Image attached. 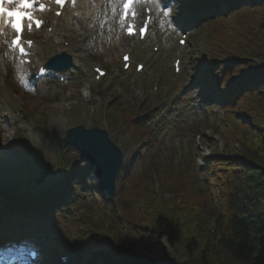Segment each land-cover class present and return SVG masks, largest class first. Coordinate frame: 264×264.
Returning a JSON list of instances; mask_svg holds the SVG:
<instances>
[{"label":"trees","instance_id":"trees-1","mask_svg":"<svg viewBox=\"0 0 264 264\" xmlns=\"http://www.w3.org/2000/svg\"><path fill=\"white\" fill-rule=\"evenodd\" d=\"M230 2L237 7L201 27L206 46L196 59L207 69L204 88L217 89L213 103L222 113L216 123L225 150L207 156L201 167L191 150L175 165L174 155L162 156L165 119L156 128L147 125L154 111L150 99L112 98L102 106L109 114L102 120L111 133L130 132L137 150L115 201L104 203L98 223L86 227L76 249L113 240L149 257L98 252L108 264H264V0ZM216 75L222 76L218 85ZM36 102L29 101V116ZM89 183L80 168L69 166L39 197L59 194L68 206L79 191L96 190ZM169 193L175 196L165 198ZM107 207L119 225L111 223ZM177 247L186 256L183 263L173 257Z\"/></svg>","mask_w":264,"mask_h":264},{"label":"rangeland","instance_id":"rangeland-1","mask_svg":"<svg viewBox=\"0 0 264 264\" xmlns=\"http://www.w3.org/2000/svg\"><path fill=\"white\" fill-rule=\"evenodd\" d=\"M189 6H191L189 4ZM180 8L175 6L172 14L176 16L180 13ZM114 11L111 9V5L103 8V10L95 15V20L84 27L83 30L76 31V40L74 43V48L72 51L75 52L76 60L80 66L82 72V78L87 77V63L91 61H99L105 67L109 69L110 72L120 69L118 52H120V34L118 27L115 22L107 24L105 22V17L111 15ZM168 16V15H167ZM166 16V17H167ZM97 17V20H96ZM183 19V17H182ZM181 20V19H180ZM184 20V19H183ZM172 25L168 24L167 36H166V47L164 53L161 55L155 56L152 65L155 68V64H161L159 71L167 73L168 78H172V69L171 64L168 59V54L170 52V43L173 42L172 34ZM5 40V39H4ZM2 41L5 51H7L6 46ZM191 40L189 41L187 59L190 63L191 68H195L192 63L191 57H195V51L191 47ZM204 39L200 38L198 41L199 45H202ZM115 49V50H113ZM53 52V51H52ZM48 53V52H47ZM165 55V56H164ZM167 60V64H164V60ZM151 66V65H150ZM8 67L9 74H6L5 70ZM262 71H264V63L261 64ZM0 70L4 75L3 84L0 85V106H2L4 113L0 115V125L2 126L3 134L0 136V178H6L11 176L14 177L13 184H10L8 188H3L1 190L0 185V204L4 203L6 193L10 191L13 187H19L16 191L21 189L20 185L28 182L29 175L26 169L30 168L31 160L37 158V161L40 162L39 165L35 164V167L32 168L31 176H38V174L44 169L46 165V160L49 159L53 163V166L57 164L58 156H60V151L56 145V142L65 136V133L68 128L74 127L78 124H84L86 126H91V120L93 119L94 123H99L100 118L106 117L107 114L102 107L104 104L114 98V91H120V88H114L111 93L105 91H97L95 85L91 84V100H88L85 95V87L79 85H67V87H59L57 92H35L37 96L42 100L41 104L38 106L39 102L33 104L34 108L31 110V116H28L26 113L27 100L34 93L30 90L24 75L18 70L14 62L9 57L7 52L6 60L2 61L0 64ZM198 73L205 72L204 69H196ZM86 71V72H85ZM197 73V72H196ZM9 75V76H8ZM109 80V79H105ZM139 81L137 79V87H139ZM28 86V87H27ZM193 92L196 95L199 94L197 88H192ZM133 93L127 90V95L129 97L139 94V89H132ZM135 95V96H136ZM94 109V114L92 110ZM198 110L195 112V116H192L187 119L185 114L184 122L186 123L185 127L193 128L198 130V124H201L203 119V113L199 110L198 107L195 108ZM93 114V115H92ZM210 114L220 115L218 108H214ZM194 115V114H193ZM187 119V120H186ZM105 125H100L103 128H106ZM208 127L204 132L205 143H201L199 137H195L193 143L194 146L202 151L204 158L195 159L197 166L201 167L204 163V159L207 156H214L216 150L223 152L226 148L225 142L222 136L218 132V126L212 120L208 121ZM131 133H125L121 141L123 143L130 142ZM175 133L171 132L168 136V141L170 142L171 138L175 137ZM189 137L187 136L185 140ZM211 141H208V140ZM178 140V138L176 139ZM190 143V142H189ZM183 144V141H182ZM235 148L240 149V144L234 145ZM135 149L134 143H129L126 151V155L130 156ZM48 158H47V157ZM69 157L71 159H78L72 151L69 152ZM180 159V156H178ZM28 167V168H27ZM160 194H163L160 192ZM165 198L169 199L175 195L169 193L164 194ZM100 199L92 198L88 196L87 201L80 202L73 209V214L62 220V223L67 226H72L78 229L79 223L85 217V214H90L93 218L99 211L100 208ZM83 208V209H82ZM80 209H82L80 211ZM117 212V211H116ZM106 213L110 214L112 219V224L115 222L118 224L116 219V214L112 213L111 209H106ZM99 218V216H96ZM81 218L79 222L77 219ZM91 218V219H92ZM90 219V220H91ZM99 221V220H98ZM97 221V223H98ZM119 225V224H118ZM123 226V225H121ZM76 229V230H77ZM153 235H156V231H152ZM134 237V236H133ZM128 239L130 237L128 236ZM127 239V240H128ZM113 240L104 242L103 245L99 247V250H109L112 248ZM129 245L132 242H129ZM96 250V249H94ZM93 250V251H94ZM118 253L132 255V249L130 247L118 248L116 249ZM90 254V253H89ZM89 254L81 256L82 262L88 258ZM173 257L176 261L183 263L185 261V254L180 247H177V251L173 253ZM55 264V263H54ZM99 264V263H97ZM170 264V262H167Z\"/></svg>","mask_w":264,"mask_h":264},{"label":"water","instance_id":"water-1","mask_svg":"<svg viewBox=\"0 0 264 264\" xmlns=\"http://www.w3.org/2000/svg\"><path fill=\"white\" fill-rule=\"evenodd\" d=\"M75 145L90 164L92 179L103 187L108 197L113 198L117 191V177L124 162L122 149L110 138L105 129L84 125L70 128L60 145ZM46 173L42 174L45 177Z\"/></svg>","mask_w":264,"mask_h":264},{"label":"snow or ice","instance_id":"snow-or-ice-1","mask_svg":"<svg viewBox=\"0 0 264 264\" xmlns=\"http://www.w3.org/2000/svg\"><path fill=\"white\" fill-rule=\"evenodd\" d=\"M53 2L63 5L65 0H53ZM72 2L75 4V0H72ZM128 2L131 3V0H128ZM37 3H39L40 11L46 10L45 5L40 3L39 0H0V16L6 15L9 18L8 22L10 26L17 33H20L23 30L25 21L28 22L27 27L29 29H31L33 22L36 27L39 28L43 22L35 18L33 15V9ZM5 4L13 6L18 5V7L6 8ZM57 14L59 15V13ZM29 43H31V41H29ZM13 44L19 47L21 54H27L25 48L21 46L19 37L13 41ZM125 59H127V57H125Z\"/></svg>","mask_w":264,"mask_h":264},{"label":"bare ground","instance_id":"bare-ground-1","mask_svg":"<svg viewBox=\"0 0 264 264\" xmlns=\"http://www.w3.org/2000/svg\"><path fill=\"white\" fill-rule=\"evenodd\" d=\"M107 6H108V4H103L101 7L103 9V8H105ZM80 8L84 10V18L91 11L90 8H88L86 5H83V4H80ZM92 11H93V13H96L97 12L96 9H92ZM69 14L70 13H68L67 15H64L62 21L61 20H58V22H57V25H58V28H59L58 32H63V30H64L65 32L70 33L69 31L75 29V27L71 23L72 20L69 19L71 17V15H69ZM5 36H6L5 34H3V35L0 34V50H1L0 57L1 58L2 57L4 58L5 55H6V52L4 51L3 45L1 43L3 41V39H4ZM3 131L4 130L2 129V126L0 125V136L3 134Z\"/></svg>","mask_w":264,"mask_h":264}]
</instances>
